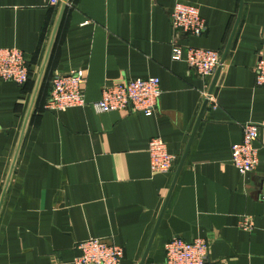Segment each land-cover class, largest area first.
<instances>
[{"label": "crops", "instance_id": "obj_1", "mask_svg": "<svg viewBox=\"0 0 264 264\" xmlns=\"http://www.w3.org/2000/svg\"><path fill=\"white\" fill-rule=\"evenodd\" d=\"M186 1L206 20L201 36L174 33L175 0H69L33 102L62 2L0 0V48L23 50L30 67L23 86L0 81V264H73L75 244L94 237L140 264L216 74L174 60L172 42L224 52L240 11L144 264H165L176 236L206 238L207 264H264V0ZM73 69L86 72L87 104L45 109L47 78ZM150 76L162 88L153 115L93 107L109 83ZM246 123L258 126L259 162L243 175L231 154ZM153 137L177 157L172 171L152 172Z\"/></svg>", "mask_w": 264, "mask_h": 264}, {"label": "built area", "instance_id": "obj_2", "mask_svg": "<svg viewBox=\"0 0 264 264\" xmlns=\"http://www.w3.org/2000/svg\"><path fill=\"white\" fill-rule=\"evenodd\" d=\"M63 0H46L47 5L55 6ZM170 21L174 33L183 32L192 36H201L207 29L206 20L200 8L186 0H175ZM223 52L216 49L189 46L186 50L174 38L172 42V58L186 61L192 69L204 77L216 73L221 64ZM255 83L264 85V54L255 66ZM30 77L28 60L23 50L18 47L0 48V81H12L19 86L25 85ZM86 72L73 69L67 73H53L50 79V95L45 109L63 111L70 107L85 106ZM204 95L208 97L209 86ZM162 95L159 77L122 78L106 85L101 97L92 103L99 112L121 111L142 112L153 115L159 108ZM212 94L209 100L212 99ZM1 128V126H0ZM258 126L253 123L243 125V138L233 144L231 162L238 171L245 175L252 172L259 162ZM148 152L153 173H165L173 170L177 157L170 153L166 142L161 137H153L149 141ZM264 201V195L262 196ZM252 228L250 221L245 222ZM78 251L73 264H121L124 248L111 238L94 237L78 241ZM165 264H207L209 242L204 237H196L191 241L180 236L173 237L166 243Z\"/></svg>", "mask_w": 264, "mask_h": 264}, {"label": "water", "instance_id": "obj_3", "mask_svg": "<svg viewBox=\"0 0 264 264\" xmlns=\"http://www.w3.org/2000/svg\"><path fill=\"white\" fill-rule=\"evenodd\" d=\"M68 2H69V0H63V1H62V6H61L60 15H59V17H58V21H57V24H56V27H55V30H54V34H53V36H52V40H51V44H50V48H49V50H48V52H47L46 59H45V62H44V65H43L42 71H41V73H40V75H39V77H38V80H37L36 88H35L34 95H33V102H34V100L36 99V96H37V94H38V91H39V88H40V85H41V82H42V78H43L44 67H45L46 62H47V60H48V56H49L50 50H51V48H52V45H53V42H54L55 35H56V33H57V30H58V27H59V24H60V21H61L62 15H63V13H64V10H65V8H66ZM240 12H241V11H240ZM240 12H239V15H238V18H237L236 24H235V26H234L233 32H232V34H231V37H230V39H229V42H228V44H227V46H226V49H225L224 52H223L222 59H221V64H220V66L218 67V69H217V71H216V74H215V76H214V80H213L212 85H211V87H210V89H209V92H208V97L205 99V102H204V105H203V108H202L201 114H200V116H199V119H198V121H197V124H196V126H195V129H194V131H193L192 134H191V137H190V141H189V143H188V146H187V148H186V150H185V152H184V154H183V156H182V158H181V160H180V162H179V165H178V167H177L176 174H175V179H174L173 184H172V187H171V189H170V191H169L168 197H167V199H166V203H165V205H164V207H163V209H162V212H161L160 217H159V219H158L157 225H156V227H155V230H154V232H153V234H152V237H151V239H150V242H149V244H148V246H147V249H146V251H145V253H144V256H143V258H142L140 264H144V262H145V260H146L147 253H148V251H149V249H150V246H151L152 240H153V238H154V235H155V233H156L157 227H158V225H159V223H160V220H161V218H162L163 212H164V210H165V208H166V204H167V202H168V199H169V197H170V194L172 193V190H173L174 184H175V182H176V180H177V178H178V175L180 174V171L182 170V167H183V165H184V162H185L186 156H187V154H188V150H189L190 145H191V143H192V140H193V138H194V136H195L196 130H197V128H198V125H199V123H200V121H201V119H202V115H203V113H204V111H205V109H206V107H207V105H208V102H209V96L212 94V91H213V89H214V86H215L216 80H217L218 75H219V73H220V71H221L222 64H223V62H224V60H225V58H226V54H227V52H228V49H229V47H230V44H231L232 39H233V37H234V34H235V32H236V28H237L238 23H239V20H240Z\"/></svg>", "mask_w": 264, "mask_h": 264}, {"label": "trees", "instance_id": "obj_4", "mask_svg": "<svg viewBox=\"0 0 264 264\" xmlns=\"http://www.w3.org/2000/svg\"><path fill=\"white\" fill-rule=\"evenodd\" d=\"M28 65H29V63H28ZM29 70H30V67H29ZM51 76H52V74L47 78V84H48V86H49V95H50V90H51V85H50V79H51ZM30 80V79H29Z\"/></svg>", "mask_w": 264, "mask_h": 264}]
</instances>
